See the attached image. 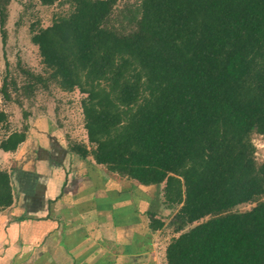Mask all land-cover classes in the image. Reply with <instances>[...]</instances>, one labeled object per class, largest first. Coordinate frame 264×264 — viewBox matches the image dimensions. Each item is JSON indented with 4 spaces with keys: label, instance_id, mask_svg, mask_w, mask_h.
<instances>
[{
    "label": "trees",
    "instance_id": "trees-1",
    "mask_svg": "<svg viewBox=\"0 0 264 264\" xmlns=\"http://www.w3.org/2000/svg\"><path fill=\"white\" fill-rule=\"evenodd\" d=\"M11 1L0 0L3 43ZM119 1L64 0L67 13L31 26L44 72L19 61L23 82L6 74L4 100L10 86L85 94L87 142L68 149L140 186L164 184V203L180 206L166 264H264V159L253 142L264 138V0H137L116 13ZM8 122L0 109V149L14 152L28 127ZM13 199L0 168V210Z\"/></svg>",
    "mask_w": 264,
    "mask_h": 264
},
{
    "label": "rangeland",
    "instance_id": "rangeland-1",
    "mask_svg": "<svg viewBox=\"0 0 264 264\" xmlns=\"http://www.w3.org/2000/svg\"><path fill=\"white\" fill-rule=\"evenodd\" d=\"M63 1L58 0L53 5H42L38 0H12L8 7V19L5 25L6 43H3L0 32V109L9 115L8 130H22L27 126L26 133L27 136H30V140L22 153L24 155L30 153L28 156L33 159L39 157V154H47L52 156L54 163L62 158V153L53 147L51 139L57 137V140H62L65 145H68L69 141L87 142L81 108V100L85 94L79 89L65 92L51 85L48 89L38 88L29 96L22 90H15L13 86H10L11 100L5 101L1 86L6 74L16 78L19 85L22 84L23 77L20 75L17 65L19 61L24 67L36 73L44 72L38 48L30 40V28L31 26L47 27L57 16L67 13L69 5ZM136 1L120 0L116 7V13L129 4H135ZM5 132H7L6 128H0V139ZM253 142L256 145L257 161H261L264 159V138L254 135ZM1 153L0 149L1 169L9 168L13 171L14 168L22 166L23 163L15 159L12 154L11 161H9ZM66 165L70 168V163ZM88 167L90 168L89 172L93 174L94 184L98 190L96 195L94 191L89 192V209L84 210L85 215L82 218L97 219L96 224L100 227L96 231L98 233L103 229L101 226L104 225L102 224L104 222L100 223L98 220L110 219L112 229L107 234L112 232V236H115L113 226L117 224L120 227V223H114L113 219H119L117 222L120 219H134L137 222L135 225L138 228L137 231L141 233L137 248L147 254L144 257L145 264H166V247L179 234L176 231L178 224L175 221V216L180 206H167L164 203L162 196L164 184L140 186L133 180L110 173L105 166L90 163V166H85L83 171L85 172ZM30 175L21 177L22 181H18L17 185L24 186L28 191L35 193L38 185L35 183L36 178ZM56 183L57 180L54 179L53 184L56 185ZM253 205L254 203L243 204L238 209L246 210ZM79 210L81 211L80 208ZM138 219L141 220L139 223ZM154 221H160L163 225L153 230L150 228V224ZM122 223L124 226V222ZM129 225L130 220L127 223L128 227ZM107 230H110V224ZM129 231L130 241H127L128 239L121 243L114 241L112 244L118 245L117 248L121 249L125 245H132L133 238L137 235L136 228ZM132 233L134 234L132 235Z\"/></svg>",
    "mask_w": 264,
    "mask_h": 264
},
{
    "label": "crops",
    "instance_id": "crops-1",
    "mask_svg": "<svg viewBox=\"0 0 264 264\" xmlns=\"http://www.w3.org/2000/svg\"><path fill=\"white\" fill-rule=\"evenodd\" d=\"M29 140L30 136H27L14 152L2 150L1 153L9 161L12 154L23 164L13 171L7 168L14 201L11 206L0 210V264H145L147 254L137 248L141 233L137 231L134 219H120L118 222L119 219H113L114 223H120V227L113 226L115 236H112V232L107 234L112 229L110 219L98 220L104 222L98 233L97 219L82 218L84 210L89 209V192L94 191L96 195L98 190L90 168L83 171L90 163L95 164L93 159L75 156L57 137L50 142L61 151L62 158L56 163L47 154H39L33 159L28 156L29 152L28 155L22 153ZM65 163H70V168ZM28 175L36 178L38 187L35 193L17 185L22 181L21 177ZM140 221L138 219V223ZM133 228H136L137 235L132 245L121 249L112 244L114 241H130L129 230Z\"/></svg>",
    "mask_w": 264,
    "mask_h": 264
}]
</instances>
